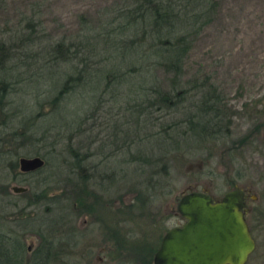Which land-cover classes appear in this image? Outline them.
<instances>
[{"label":"rangeland","instance_id":"rangeland-1","mask_svg":"<svg viewBox=\"0 0 264 264\" xmlns=\"http://www.w3.org/2000/svg\"><path fill=\"white\" fill-rule=\"evenodd\" d=\"M216 2V12L212 20L201 31L191 36V47L183 60V78L188 81L208 77L207 84L215 88L218 98L223 106L225 105V114L229 117L227 136L218 141L210 140L204 147L193 149L180 146L181 149L169 155V174L148 176L151 168L146 167L148 174L144 175L136 164L125 162L127 154L124 155L121 151L114 153L115 145L120 142L115 144L111 137V134L116 132L122 140L126 125L133 126V119L124 109V102L130 101V97L127 94H119L120 96L110 99V94L107 93L101 102L96 103V99L91 96L92 87L89 85H97L91 82L70 94L50 116L51 106L44 91L47 93L50 84L58 87L63 80V73L59 72L55 77H51L47 72L44 80L34 83L41 86L44 84L42 87L37 86L40 89H26L30 96L27 104L34 116L32 129H37L36 126L40 124L45 125V128L36 134V146H32L19 135L10 140L6 130L0 132V140L3 143L1 148L17 154V158H12L14 162L17 161L16 166L9 167L7 163L3 166L5 169L0 172V184L6 186L8 196L6 198L4 193H0V216L7 221L22 215H31L32 218L46 216L51 221L50 228H61V234L56 233L55 237L62 242H75L78 233L93 229V234L85 236V241L90 240L97 244L94 245V253L90 257L91 264H127L122 262L123 258L115 261L116 255H112L115 258L107 257L108 249L102 246V235L97 234L96 229L88 228L89 223L96 222L97 213L88 215L80 212L77 215L74 184L78 181L79 174L95 176L92 178L95 184L92 185L91 182L90 186H93L95 193L104 194L105 199L111 200L112 207L124 204L122 199L116 201L120 193H132L137 188L150 191L145 208L140 207L141 203L133 202L134 197L123 199L125 203L134 205L131 208L134 220L128 223L131 224V233H137L133 236L135 240L142 230H155L161 225L164 232L167 228L184 222L176 212V204L183 193L206 191L214 199H219L226 191L234 188L228 184L234 181L235 186L247 193L249 211L246 219L255 241V249L245 264H264V0ZM118 5L117 0H3L0 3V37L14 39L21 33L28 34L31 30L27 27L28 21L40 20V27L35 26L34 30V35L40 37L39 43L23 55V65L18 70L21 73H24L27 67L31 69L29 73L41 68L44 60L48 59L45 47L54 42H84L90 37L89 42H84L86 49L81 50L79 60L86 62L87 67L97 69L105 65V69L109 67L106 65L108 50L103 49L102 41L101 44L94 45L93 37L108 22V16L112 12L115 14ZM59 67L62 72L64 69L67 72L73 71L67 69L65 64ZM29 73L27 71V75ZM154 74L159 80L171 76L162 68H156ZM51 79L53 82L49 83ZM163 86L166 87L167 83ZM19 95L20 92L15 93L10 99L19 102ZM21 98L25 100L24 96ZM117 105L120 106L117 108ZM13 107L14 105L10 109ZM19 114L12 123L17 132L22 129L17 120L21 119L22 113ZM56 119L64 124L73 123L76 119L77 121L72 126L60 125L61 122L57 125ZM116 121L122 125L118 132L114 127ZM44 132L46 138L39 139ZM140 133L143 135L144 131ZM245 135H249L247 142L238 144L237 141ZM20 141L23 142L19 146ZM135 149L136 147L133 148V153ZM72 150L78 152L80 157L84 153L90 154L87 159L84 158L76 177L68 173L72 167ZM36 154L46 155L45 166L32 174L20 173L23 171L19 166V158L33 157ZM156 169L160 170V165ZM236 171H240V175ZM111 175L114 180L110 179ZM15 185L24 186L27 191L15 193L12 191ZM32 192L42 193L47 199L38 206H27L22 214L18 213V209L25 206ZM85 197L86 203L93 202L91 196ZM7 203L17 205L11 209L9 205L6 206ZM46 206L53 210L46 209ZM49 220L45 223L46 227L49 226ZM27 226L33 227L31 223ZM45 226L40 227L46 234ZM14 227L12 223L11 228ZM20 228H16L19 233L25 230ZM22 240L27 246L25 258L41 244V239L30 228L24 231ZM58 242L54 241L56 249L60 248ZM74 244L76 242L70 245ZM76 249L71 248L74 253ZM78 261L81 259L76 254L66 258L64 255L61 263L56 264H77Z\"/></svg>","mask_w":264,"mask_h":264},{"label":"trees","instance_id":"trees-1","mask_svg":"<svg viewBox=\"0 0 264 264\" xmlns=\"http://www.w3.org/2000/svg\"><path fill=\"white\" fill-rule=\"evenodd\" d=\"M117 1L119 5L115 14L112 12L108 16V22L93 37L94 45L101 44L102 41L103 49L108 50L106 65L109 67L105 69V65L97 69L87 67L86 62L83 63L81 58L79 60L81 50L86 49L84 42H89L90 37L88 41L84 42L82 40L70 43L64 40L54 42L49 47H45L48 59L44 60L41 68L35 69L34 73H29L31 69L27 67V70L25 69L26 71L21 73L18 70L22 68L23 55H26V51L32 50L39 43L40 37L34 35V30H36L35 26L40 27V20L30 19L28 21L27 27L32 30H29L28 34L21 33L14 39L0 37V132L6 130L10 140L16 139L19 135L32 146H36V134L39 130L44 129L45 125L40 124L36 126L37 129H32L34 116L31 107L27 104L30 96L26 89L32 87V89L38 90L40 88L37 86L41 85L34 83L44 80L47 72L51 77H55L60 72L63 73V80L59 86L54 87L50 84L47 93L44 91L51 106L50 116L70 94L91 82H95L97 85H89L92 87L91 96L96 99V103L101 102L107 93L110 94V99L119 94H127L130 101L124 102L126 103L124 109L133 119V126L126 125L125 140L124 138L121 140L116 132L111 134L112 142L115 144L120 142L117 146L115 145L114 153L121 151L124 155L127 154L125 162L136 164L144 175L148 174L146 167L151 168L148 176L167 175L169 174L167 163L169 155L171 152L181 149L180 146L193 149L204 147L210 140L218 141L228 135L229 117L225 114V105L223 106L218 98L215 88L207 84L208 77L188 81H184L183 78V60L191 47V36L201 31L212 20L217 2L216 0ZM2 2L3 0H0V3ZM63 64L65 67L68 66L67 69H73V71L67 72L64 69L62 72L59 66ZM76 64H81L80 68ZM156 68H162L171 76L159 80L154 74ZM50 76L49 78H51ZM51 81L53 82L51 79L49 83ZM166 83L167 86L164 87L163 85ZM19 92V102L10 99ZM22 96L25 100H22ZM12 105L14 107L10 109ZM119 106L117 105V108ZM19 112L22 115L21 119L17 120L22 125V129L17 132L12 123L20 115ZM75 121L64 124L63 121L56 119L55 123L58 125L61 122L60 125L72 126ZM114 127L118 132L122 125L117 122ZM140 131H144L143 135ZM42 135L39 139L44 140L45 132ZM248 139L249 135H245L237 142L243 144ZM1 142L0 140V172L5 169L3 167L5 164L8 163L9 167L14 168L17 162L12 160L13 157L17 158V154L2 149L3 143ZM22 142L20 141L18 145L20 146ZM90 146L89 144L88 147ZM135 147V153H133ZM35 149L37 150V147ZM70 155H73L70 162V167L71 165L72 167L68 173L76 177V172L82 168L81 163L84 158L87 159L90 154L84 153L80 157L78 152L72 150ZM36 156L43 159V165L35 170L20 173L23 175L32 174L45 166L44 157L46 155L36 154ZM159 165L161 169L155 170ZM133 170L135 172V168ZM236 172L240 175V171ZM111 176L110 179L114 180V176ZM94 177L86 173L78 175V183L74 184V195L76 196L74 204L77 215L82 211L90 214L97 213L95 219L102 223L108 214L100 209L106 208L108 200L105 199L104 194H97L93 191V186L91 187L89 183L95 184V181L92 180ZM228 184L230 187L235 186L234 181H230ZM149 192L144 189H135L132 192L133 202L137 201V203H141V208H145ZM0 193H4L3 195L8 197L4 184H0ZM85 196H91L93 202L86 203ZM45 199L47 198L42 193H30L25 206L19 208L18 213L22 214L23 209L27 206H38ZM8 205L12 209L16 207L17 203H7L6 206ZM132 206L134 205L131 204L129 207L130 221L134 220L133 212H131ZM46 209L53 210L49 206H46ZM48 220L46 216L32 218L31 215H22L7 221L0 216V264H56L61 263L64 255L65 258L73 257L76 253L72 252L71 248H76V244L70 245V242L64 244L67 240L62 242L56 238V233L61 234V228H50V220L49 226L46 227L45 223ZM12 223L15 226L14 229L11 228ZM29 223L33 225L32 228L27 226ZM42 225L47 229L46 234L41 230L40 226ZM17 227L25 228L24 231L30 228L41 239V244L34 248L27 258H25L27 246L22 240L24 231L19 233ZM55 240L59 241L58 247L60 248L58 249L54 248ZM61 243L63 245L60 246ZM65 264L68 263L65 262Z\"/></svg>","mask_w":264,"mask_h":264},{"label":"water","instance_id":"water-1","mask_svg":"<svg viewBox=\"0 0 264 264\" xmlns=\"http://www.w3.org/2000/svg\"><path fill=\"white\" fill-rule=\"evenodd\" d=\"M43 165L39 156L20 157L22 171ZM12 191L23 193L24 186ZM247 193L237 186L214 199L206 191L183 193L177 213L185 219L182 227L169 230L154 257V264H245L255 249L246 219Z\"/></svg>","mask_w":264,"mask_h":264},{"label":"flooded vegetation","instance_id":"flooded-vegetation-1","mask_svg":"<svg viewBox=\"0 0 264 264\" xmlns=\"http://www.w3.org/2000/svg\"><path fill=\"white\" fill-rule=\"evenodd\" d=\"M126 197H129L130 199L133 198L132 193H120L116 201L118 202L120 199H122L121 201L124 203L123 205L120 203L118 206L112 207L111 203L113 202L111 200L106 202V208L100 209V211H104V213L106 212L108 214L106 218L104 217V222L101 223L96 219L95 223L91 222L87 226L88 228L91 227L96 229L97 234L102 235V246L108 249L107 257L110 256L111 258H115V256L112 255H116L117 258L114 259L115 261L123 258L124 260L122 262H127V264H154L155 254L160 247L164 235L173 228L182 227L185 223V219L182 217L184 222L167 228L164 230V232L161 230V225L156 227L155 230L152 228L142 230L140 236L137 238V240H135V237L133 236H136L137 233H131V224L128 223V221H130V204L125 203L123 200ZM248 211L249 208L247 206L246 215L248 214ZM82 213L88 215L90 214L85 211H82ZM125 226H127V228ZM91 233H94L93 229H89L87 232L81 231L78 233V239L76 241L77 249L75 248V252L81 261H78L77 264H91L90 257H92L94 253V247L97 245L96 243V245L94 244V241H85V236H90ZM69 242L70 244L74 243L72 241H66L64 244H68ZM118 263H120V261Z\"/></svg>","mask_w":264,"mask_h":264}]
</instances>
